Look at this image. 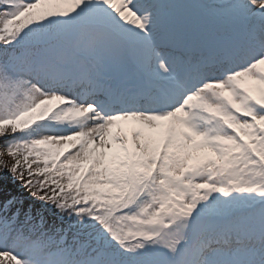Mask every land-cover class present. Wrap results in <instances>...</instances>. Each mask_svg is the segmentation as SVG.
Listing matches in <instances>:
<instances>
[{
	"label": "snow or ice",
	"instance_id": "1",
	"mask_svg": "<svg viewBox=\"0 0 264 264\" xmlns=\"http://www.w3.org/2000/svg\"><path fill=\"white\" fill-rule=\"evenodd\" d=\"M0 141V264H264V0H0Z\"/></svg>",
	"mask_w": 264,
	"mask_h": 264
},
{
	"label": "rangeland",
	"instance_id": "2",
	"mask_svg": "<svg viewBox=\"0 0 264 264\" xmlns=\"http://www.w3.org/2000/svg\"><path fill=\"white\" fill-rule=\"evenodd\" d=\"M0 143H2V141H0ZM8 187H9V188H14V186H13V185H11V184H10V185H8Z\"/></svg>",
	"mask_w": 264,
	"mask_h": 264
}]
</instances>
